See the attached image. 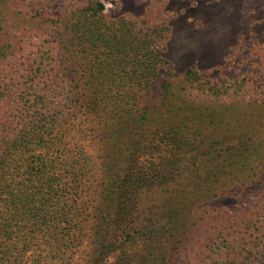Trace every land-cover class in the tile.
<instances>
[{
  "label": "trees",
  "instance_id": "obj_1",
  "mask_svg": "<svg viewBox=\"0 0 264 264\" xmlns=\"http://www.w3.org/2000/svg\"><path fill=\"white\" fill-rule=\"evenodd\" d=\"M30 20L56 46L0 36V264H264V92L189 70L153 107L173 69L159 25L87 8L61 37L44 9Z\"/></svg>",
  "mask_w": 264,
  "mask_h": 264
},
{
  "label": "rangeland",
  "instance_id": "obj_2",
  "mask_svg": "<svg viewBox=\"0 0 264 264\" xmlns=\"http://www.w3.org/2000/svg\"><path fill=\"white\" fill-rule=\"evenodd\" d=\"M10 6L4 10L3 30L6 46L28 48L34 46L55 47L54 38L46 40L42 26L31 24L30 17H37L44 9L51 17L50 26L61 37L72 13L87 8L98 9L110 18L129 17L137 19L139 31L144 33L142 21L150 20V26L159 25L162 31L160 46L162 57L172 64V77L166 76L169 69L162 67L152 83L149 104L159 106L165 81L173 83L183 80L189 70L201 71L206 82L245 83L242 92L248 89L264 92V0H5ZM19 13L25 15L19 17ZM26 16L28 17L26 19ZM154 24H153V23ZM32 25V26H28ZM36 26V27H35ZM45 28V27H44ZM47 30V29H45ZM24 33L27 37L24 39ZM59 36L58 40L61 38ZM65 62V58H57ZM230 81V82H229ZM240 89V88H237ZM260 113L264 115V98ZM258 107H246L245 114L256 112ZM239 115L240 109L233 110ZM258 112V111H257ZM257 116H246L243 127L254 125ZM246 124V125H245ZM212 139L217 138L213 133ZM246 135V134H245ZM234 136V135H233ZM251 136L246 135V139ZM258 141L262 139L257 136ZM223 140V139H221ZM249 142V141H248ZM92 151V148H87ZM94 151V150H93ZM256 188L264 194V180ZM223 213L249 208L244 201H225ZM214 226V221L203 225L206 235ZM112 256V261L115 260ZM115 264V262H110Z\"/></svg>",
  "mask_w": 264,
  "mask_h": 264
}]
</instances>
